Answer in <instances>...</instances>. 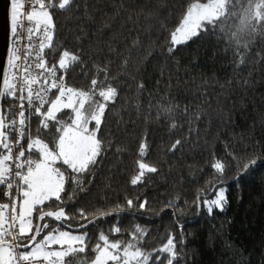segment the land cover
<instances>
[{
	"label": "trees",
	"instance_id": "1",
	"mask_svg": "<svg viewBox=\"0 0 264 264\" xmlns=\"http://www.w3.org/2000/svg\"><path fill=\"white\" fill-rule=\"evenodd\" d=\"M194 2L74 0L70 11L51 10L59 47L47 56L49 63L65 49L81 60L69 69L66 86L88 91L106 70L105 83L117 89L98 133L103 154L83 175L82 190L66 185L63 194L72 196L63 205L73 217L71 230H86L89 237L85 252L66 257L65 264L92 263L100 232L110 241H129L137 227L146 232L139 241L145 251L175 237L174 264H264V160L246 172L233 161L264 156V11L243 24L251 0H228L216 34L208 30L169 52L170 33ZM1 104L7 108V99ZM67 111L59 117L66 119ZM38 126L33 117V136ZM41 136L51 147V137L43 130ZM141 141L148 144L145 161L157 171L132 185ZM216 160L227 166L223 176L212 167ZM223 185L227 203L209 214L204 201ZM117 205L124 211L92 224L78 215Z\"/></svg>",
	"mask_w": 264,
	"mask_h": 264
},
{
	"label": "snow or ice",
	"instance_id": "2",
	"mask_svg": "<svg viewBox=\"0 0 264 264\" xmlns=\"http://www.w3.org/2000/svg\"><path fill=\"white\" fill-rule=\"evenodd\" d=\"M73 4L74 0H10L11 47L7 52L6 72L0 67L3 72L0 102L5 98L12 102L9 108L0 104V188L8 201L0 203V264H65L66 257L83 253L87 248L86 230L80 234L63 230L65 226L73 227L68 223L73 217L63 206L65 199L71 200L72 196L65 198L63 194L66 185L71 191L82 190L83 175L92 171L103 154L105 146L98 133L109 104L115 102L117 89L105 83L106 70H103V80H91L88 91L67 87L65 76L69 69L81 63L80 56L69 50H62L59 59L49 63L47 56L59 47L53 43L55 24L51 10L70 11ZM250 8L249 17L259 18L264 11V0H251ZM222 9L223 0L192 3L180 26L170 33L168 51H174L175 46L208 30L216 34ZM50 95L54 98L50 99ZM65 110H68L67 118L59 117ZM163 111L172 112L171 108ZM33 117L39 124L35 136L32 135ZM50 128L52 132L48 131ZM42 130L51 137V147L46 138H42ZM180 143L177 140L173 149ZM147 155L148 144L141 141L132 185L142 183L146 174L157 171L145 161ZM257 159L264 160V156L247 160L233 157L238 172L257 165ZM212 167L223 176L227 166L216 160ZM147 203L146 200L140 202L139 209H145ZM226 203L223 188L216 189L214 199L204 201L209 214L214 209L223 211ZM126 206L132 208L133 200L128 199ZM122 211L124 206L117 205L93 213L80 209L78 215L92 224ZM90 216L93 219H89ZM49 220L53 222L51 226ZM87 224L77 227L87 229ZM44 230L48 231L41 236ZM112 231L119 233L121 229L115 227ZM144 235L145 230L137 227L131 240L110 241L100 232L92 264H165V261L174 264L178 261L175 237L170 235L159 249L145 251L139 246ZM53 245L59 246V250ZM160 254L167 255L162 259Z\"/></svg>",
	"mask_w": 264,
	"mask_h": 264
},
{
	"label": "water",
	"instance_id": "3",
	"mask_svg": "<svg viewBox=\"0 0 264 264\" xmlns=\"http://www.w3.org/2000/svg\"><path fill=\"white\" fill-rule=\"evenodd\" d=\"M10 47V0H0V67L3 72H6L7 52ZM3 72H0V83L3 81Z\"/></svg>",
	"mask_w": 264,
	"mask_h": 264
},
{
	"label": "rangeland",
	"instance_id": "4",
	"mask_svg": "<svg viewBox=\"0 0 264 264\" xmlns=\"http://www.w3.org/2000/svg\"><path fill=\"white\" fill-rule=\"evenodd\" d=\"M227 1H228V0H223V9H222V12H221L220 16H222V15L226 12ZM251 10H252V9H251ZM251 10H250V11H251ZM250 11H248V13H249ZM248 13H246V14L244 15L243 19H242V20H243V21H242L243 24H248V23L254 18V17H249ZM246 22H247V23H246ZM89 127L91 128L92 125H90ZM57 166H59V165H57ZM219 188H223V189H225V192H226V186H225V185L220 186ZM219 188H218V189H219ZM215 196H216V194H215ZM215 196H214L213 198H211V199H214ZM211 199H206V200H211ZM63 230H70V231L73 232V234H80V233L84 232L83 230H71V229H67V228H64ZM47 231H48V230H45L44 233L47 232ZM44 233H43V235H44ZM43 235H42V236H43ZM40 238H41V237H40ZM52 247L55 248V249H57V250H59V246H57V245H53ZM24 251H27V249L24 250ZM90 264H92V263H90Z\"/></svg>",
	"mask_w": 264,
	"mask_h": 264
},
{
	"label": "built area",
	"instance_id": "5",
	"mask_svg": "<svg viewBox=\"0 0 264 264\" xmlns=\"http://www.w3.org/2000/svg\"><path fill=\"white\" fill-rule=\"evenodd\" d=\"M51 95H50V99H51ZM7 99V98H6ZM7 101H8V104H7V108H9V107H11V105H12V102H10L8 99H7ZM4 191V190H3ZM3 202H8L7 201V199L4 197V195H3V200H0V203H3Z\"/></svg>",
	"mask_w": 264,
	"mask_h": 264
}]
</instances>
